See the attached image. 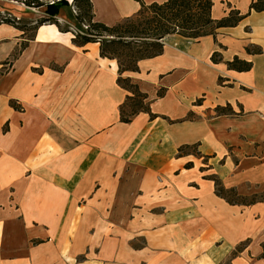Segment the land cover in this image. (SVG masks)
Masks as SVG:
<instances>
[{
    "label": "crops",
    "instance_id": "1",
    "mask_svg": "<svg viewBox=\"0 0 264 264\" xmlns=\"http://www.w3.org/2000/svg\"><path fill=\"white\" fill-rule=\"evenodd\" d=\"M252 1L213 0V19L245 18L216 39L169 36L161 56L124 73L156 116L129 124L117 61L73 43L71 0L57 16L69 32L48 23L27 40L0 26V264H264V200L230 204L211 179L243 198L264 192V12ZM91 2L107 26L141 9ZM235 58L251 70L229 69Z\"/></svg>",
    "mask_w": 264,
    "mask_h": 264
},
{
    "label": "trees",
    "instance_id": "2",
    "mask_svg": "<svg viewBox=\"0 0 264 264\" xmlns=\"http://www.w3.org/2000/svg\"><path fill=\"white\" fill-rule=\"evenodd\" d=\"M15 3L25 6L26 9L46 8V17L36 23L21 24L22 19H17L11 14L6 17L0 15V26L3 24L13 26L21 30L30 40L34 37L37 29L45 24H55L60 31L69 32L68 26H63L57 21L61 10L68 6V0H12ZM53 1V3H51ZM141 9L135 16L128 17L114 26H107L94 21L93 4L91 0H73V6L77 9V28L82 25L88 26L84 35H75L73 43L83 47L89 43L100 44V54L103 58L116 60L118 63V85L126 90L125 103L120 108V122L129 124L141 113H148L152 119L156 116L151 113V103L147 94L140 91L138 85L129 78H123L126 72H139V62L153 59L164 53V42L169 36L177 35L186 39L199 40L206 36H214L222 28L237 26L244 18L239 11H231L226 17L215 20L212 17L213 0H167L162 4L153 3L146 5L143 0H137ZM250 11L264 12V0H253ZM33 34L28 36V32ZM25 44H23V47ZM250 52V50H247ZM216 54L212 60L216 62ZM228 68L239 72H248L252 64L235 58L228 63ZM165 95L164 90L158 93L159 98ZM11 105L18 107L11 102ZM226 109L218 108V114L227 115ZM189 146L182 147L180 153L184 154ZM189 167L191 165H188ZM216 193L219 197L226 199L230 204L253 205L258 198L245 202L246 198L238 196L236 191L227 190L221 181L215 177ZM233 194L236 199L230 201L227 196ZM260 201H263L262 199Z\"/></svg>",
    "mask_w": 264,
    "mask_h": 264
},
{
    "label": "rangeland",
    "instance_id": "3",
    "mask_svg": "<svg viewBox=\"0 0 264 264\" xmlns=\"http://www.w3.org/2000/svg\"><path fill=\"white\" fill-rule=\"evenodd\" d=\"M27 10L28 9H26L25 6L18 4V3H15L12 0H0V15L3 17H6L8 14H11L13 17H16L17 19H22L21 20L22 25L23 24H30L32 22L36 23V21H28L25 19V14H29V12H27ZM31 34H33L32 31L28 32V36H30ZM167 59L170 60V62H169L170 65H168V66L178 68V69H182V71H184V69H186L187 66H189V64L186 63L185 58H180V59H179V57L173 58L170 55H168ZM151 81H153V80L151 79ZM207 82L208 81L204 80L203 85H207ZM190 83H191V80H189V84L186 85V88H187V94H190V96H191V95H193V94H191L193 92V90H192V85ZM255 197H256V199L258 198L259 200H261V199L264 200V192H261L260 194L246 198L245 202H250L252 200H255ZM227 198L230 201H235V199H236V197L233 194H229L227 196Z\"/></svg>",
    "mask_w": 264,
    "mask_h": 264
},
{
    "label": "built area",
    "instance_id": "4",
    "mask_svg": "<svg viewBox=\"0 0 264 264\" xmlns=\"http://www.w3.org/2000/svg\"><path fill=\"white\" fill-rule=\"evenodd\" d=\"M51 3H53V1H51ZM71 6H72V8H73V11H74V13L77 15L78 13H77V10H76V8L73 6V0H71ZM28 10H37V9H28ZM88 29V26H86V25H82L81 26V29H78V28H74V34L75 35H84V32H86V30Z\"/></svg>",
    "mask_w": 264,
    "mask_h": 264
}]
</instances>
